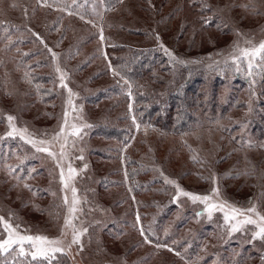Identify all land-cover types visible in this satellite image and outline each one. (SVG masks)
Wrapping results in <instances>:
<instances>
[{
    "label": "rangeland",
    "instance_id": "obj_1",
    "mask_svg": "<svg viewBox=\"0 0 264 264\" xmlns=\"http://www.w3.org/2000/svg\"><path fill=\"white\" fill-rule=\"evenodd\" d=\"M94 1L89 7L97 12ZM196 1L225 10L222 25L226 33L218 39L208 37L205 46L198 42L195 47L199 49L195 51L199 55L194 51L186 61L198 65L203 73L216 76L217 72L226 88L222 91L224 98L229 99L231 89L235 84L240 87V83V89L245 85L255 103L264 102V96L260 94L264 85L260 84L264 80V54L254 58L253 75L249 76L248 58L241 56L239 51L264 41V0ZM48 2L0 0V40L5 38L0 41V98L6 99H3L2 112L7 131V117L11 115L17 128H26L38 141H51L47 147L57 158L61 156L63 145L61 164L65 176H68L69 167L75 172L65 186L60 180V166L49 153L37 151L18 135L4 134L5 141L7 137L16 140H12L15 147L7 142L0 143V216L13 226L19 225L17 231L21 234L58 238L65 251L33 258L31 251L34 249L26 242L25 255H19L18 246L13 245L15 251L9 249L0 261L247 264L248 258L259 253V261L264 262V239H253L255 225L244 224L236 231H230L231 225L225 222L224 211L216 208L209 215L204 202L177 196L176 188L179 185L186 192L208 195L210 203L227 201L244 210L255 206L256 212L264 215V190L261 191L264 186V130L252 134L255 123L237 121L246 112L234 109L227 117L234 124L220 122L223 128L220 130L227 129L226 133L217 130L219 127L215 125L203 127L197 124L193 130L181 135L162 134L139 125L133 111L132 94L129 95L130 87L110 67L106 58L101 31L108 30L94 26V22L80 14L71 15L61 6H52ZM60 2L62 0H58L59 5ZM154 2L160 3V0ZM171 3L162 7L161 18L171 10ZM157 9L155 6V14ZM61 16L60 24L52 30L53 22ZM174 24V21L166 22L163 26L159 22L158 29L151 28L160 39L156 44L159 53L165 57V62L171 63L175 60H170L165 49L178 58L183 57L184 51L173 47L169 32L161 33L160 30L163 27L170 29ZM32 34L37 38L34 47L18 44L15 45L18 50L8 49L11 41H25ZM107 36H110L106 38L110 44L115 41L112 35ZM132 36L127 35V39ZM143 46L153 48L154 42L149 39ZM33 50L34 55L36 52L39 55L36 54L28 64L47 61L51 57L44 70L57 77L54 80L60 94L54 110H50L48 104H42L29 90L25 80L28 73L20 68L22 55L28 56ZM53 52L57 54L55 60ZM233 56L239 57V64ZM57 67L66 74L67 88L60 83ZM108 89L110 98L92 106L85 104L84 100L94 99ZM242 91L245 90H240L241 95ZM124 96L128 98L127 104L120 103ZM117 103L120 104L116 106ZM114 106L116 108L111 111ZM197 123L202 122L198 120ZM100 124L110 128L123 127L127 132L134 124L133 139L123 146L107 143L91 135ZM61 126L65 132L59 140H52ZM74 127L79 130L75 131ZM232 127L236 129L231 132ZM125 153L143 162V172L137 178L139 194L130 185ZM166 178L175 184L166 183ZM213 187L218 188V195L212 193ZM73 188L78 202L77 211L71 214ZM69 215H73L72 224L77 230H87L82 232L79 243H72V228L64 227L65 217ZM245 215L256 218L255 213L245 212ZM141 227L144 235H141ZM105 229H108L109 238L104 234ZM145 236L149 242L145 241ZM6 237L7 232L0 225V239ZM158 244L168 247L158 248Z\"/></svg>",
    "mask_w": 264,
    "mask_h": 264
},
{
    "label": "trees",
    "instance_id": "obj_2",
    "mask_svg": "<svg viewBox=\"0 0 264 264\" xmlns=\"http://www.w3.org/2000/svg\"><path fill=\"white\" fill-rule=\"evenodd\" d=\"M92 1L62 0L61 5H59L58 0H49L48 3L52 6H61L71 15L80 14L83 18L94 22V26L99 25L108 30V32L101 31L106 58L110 67L122 79H125L130 87L133 111L139 125L148 126L150 130L162 134L172 135L188 133L197 124L203 127L215 125L219 127H216L217 130L226 133L225 130L227 129L220 130L223 129L220 122H233L227 117L229 111L234 109L246 112L237 121L255 123L253 124L252 134L258 133L261 129L264 130V127L261 126L264 124V102L255 103L248 89L244 88L245 85L240 89L241 84L239 83L240 87L235 84L227 100L222 92L226 88L223 81L217 76V72L216 76L203 73L199 71L198 65L186 61L195 49H199L195 47L198 42L201 43V46H205L208 37L218 39L226 33L222 25V19H224L222 14L225 10L215 9L209 4L206 5L196 0H160V3H156L154 0H152L153 3L150 0H95L98 11L93 12L89 7ZM169 2H172L171 10L166 11V14L161 18L162 7ZM155 6H158L156 14L154 13ZM96 18L98 19L97 22ZM61 19L62 16L57 17L53 22L52 30L58 27ZM173 21L175 24L172 28L164 29V23L171 24ZM159 22L163 23L160 32H169L172 43H174L173 47L184 51L183 57L181 55L179 59L186 61V63H179L178 61L171 63L163 60L165 57L159 53L156 45L160 39L156 32L151 30L152 27H157ZM129 34H133V36L127 39ZM107 35H112L115 41L110 44V41L106 39L110 36ZM149 39L153 40L154 46L145 49L143 45ZM4 40L5 38H2L0 41ZM36 43L37 38L32 34L28 35L25 41L24 39L11 41L8 49L10 51L18 50V46L15 47L18 44L34 47ZM200 50L202 55L203 49L201 47ZM34 52L35 50L28 56L22 55L23 58L19 61L20 68L23 72L28 73L25 80L30 86L29 90L36 95L42 104H48L47 107L54 110L57 107L60 94L57 82L54 80L57 77L55 73L52 75L49 71L44 70L49 65L48 60L51 61V57L47 61L28 64L36 54L39 55L37 52L34 55ZM196 53L199 55L198 52ZM198 58L199 56L195 58L196 61ZM50 70L52 71V69ZM239 75L238 73V77ZM242 79L243 81L247 80L246 78ZM260 84H264V80ZM240 90H245L242 91V95ZM108 93L109 89L98 94L94 99H87L84 102L88 106L96 105L103 99L110 98ZM260 94L264 96V85ZM3 99L5 98H0V143L7 142L15 147L12 140L16 139L7 137L5 141L3 138L8 129L2 112ZM127 101V96H124L121 98L120 103L127 104ZM247 101L251 103L248 105L246 104ZM119 104L117 103L116 106ZM116 106L111 107V111ZM198 120L202 123H197ZM130 127L132 130L128 129L129 132H127L126 128L123 127L110 128L100 124L92 131L91 135L98 136L112 145L123 146L132 138L134 124H131ZM235 129L236 127H232L230 130L232 132ZM124 159L130 185L134 192L139 194L137 178L143 172V162L134 159L132 156L130 157L127 153L124 154ZM262 190H264V186ZM106 231L108 229L104 231V234L107 235ZM148 237L150 240H154L149 234ZM4 255H7V253L0 254V258ZM259 257V253H257L248 258L246 263L264 264V262L259 261ZM0 264L31 263L29 261L19 263V260L11 259L1 260ZM34 264L46 263L40 261Z\"/></svg>",
    "mask_w": 264,
    "mask_h": 264
},
{
    "label": "snow or ice",
    "instance_id": "obj_3",
    "mask_svg": "<svg viewBox=\"0 0 264 264\" xmlns=\"http://www.w3.org/2000/svg\"><path fill=\"white\" fill-rule=\"evenodd\" d=\"M75 2V0H74ZM101 38L103 39V36L101 35ZM51 51V49H49ZM240 55L243 57L248 58V75L252 76L253 72V61L254 58L259 54H264V41H261L259 45L251 47V48H243L240 49ZM165 52L169 56L170 60L178 61L179 63H186V61L180 60L178 57H175L173 53L169 52L167 49H165ZM56 53H52L53 59L56 58ZM232 59L234 61H237V64H239V57L233 56ZM239 70V67L237 68ZM56 71L60 73V83L63 85V87L67 88V84L64 83L66 79V74L63 73V71L57 67ZM254 83V81H253ZM71 89H69V103H71ZM129 95H131V92H129ZM129 108L131 109V105H129ZM67 116L68 112H65V124H67ZM8 123H9V131L5 133L6 136H19L21 140L25 141L26 143L32 145L33 148H36L37 151H43L49 153L54 159L57 160V164L60 166V180L61 182L67 186L68 180L71 179L72 174L75 172L74 169L71 167L68 168V176H65L63 166L61 164V160L63 159V145H61V156L59 158L56 157V153L52 152L49 147H47L48 144L51 143V141H44V140H37L35 137H33L26 128H17L14 124V117L9 115L7 117ZM133 120H135V117H133ZM139 125L137 124V128ZM75 131H78L79 129H75ZM65 132V128L63 126L60 127L59 132H56L53 134L52 140H59L61 138V135ZM86 167V165H85ZM166 183H172L175 184V181L167 180ZM177 188V196L184 195L189 198H191L193 201H201L206 204L205 211L211 215V212L219 208L222 211H224V219L226 223H229L231 225L230 231H236L238 228H240L244 224H253L256 227V231L253 234V239L256 237H260L261 239H264V215H260L256 212L255 206L248 208L247 210L236 208L232 205H230L227 201H219V202H209L210 197L208 195H200L193 192H186L183 189L179 187V185H176ZM73 200L72 205L69 208V212L71 214H74L77 211L76 204L77 199L75 197L76 189L73 188ZM212 193L218 195V188L213 187ZM65 202L67 203V199L65 198ZM245 212L247 213H255L256 218H253L252 215H245ZM197 215H200V213H197ZM239 217H243V219H240ZM73 215H69L65 217V223L64 227H71L73 230L72 235V243H79L80 242V236L83 231H87L86 229L77 230L75 225L72 224ZM234 221V222H233ZM137 222H139V216H137ZM0 225L3 226L4 230L7 232V237L4 239H0V254L6 253L9 251V249H13V245H17L19 248V255L23 256L25 255L27 249L25 248L26 242L30 244L31 248L34 249V251H31V255L33 258L37 256H44L47 257L49 253H55V252H63L65 249L61 247V241L56 239H50L47 236H41V235H25L21 234L17 231V228L19 225L13 226V224L9 223L4 217L0 216ZM141 235H144V229L141 227L140 229ZM63 235V232L61 233ZM145 241H148L147 236H145ZM82 247V245H81ZM157 247H165L167 248L168 245H157ZM15 251V249H13ZM179 255V253H176Z\"/></svg>",
    "mask_w": 264,
    "mask_h": 264
}]
</instances>
